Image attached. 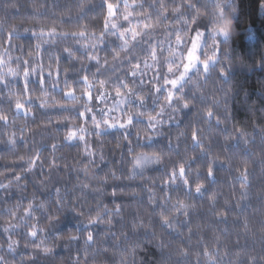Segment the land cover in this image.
Returning a JSON list of instances; mask_svg holds the SVG:
<instances>
[{
    "label": "clouds",
    "instance_id": "1",
    "mask_svg": "<svg viewBox=\"0 0 264 264\" xmlns=\"http://www.w3.org/2000/svg\"><path fill=\"white\" fill-rule=\"evenodd\" d=\"M0 264H264V0H0Z\"/></svg>",
    "mask_w": 264,
    "mask_h": 264
}]
</instances>
